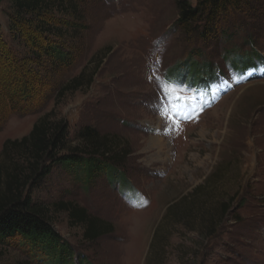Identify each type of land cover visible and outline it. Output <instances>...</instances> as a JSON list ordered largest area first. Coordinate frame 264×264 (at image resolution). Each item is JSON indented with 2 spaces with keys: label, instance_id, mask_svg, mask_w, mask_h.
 Returning a JSON list of instances; mask_svg holds the SVG:
<instances>
[{
  "label": "rangeland",
  "instance_id": "1",
  "mask_svg": "<svg viewBox=\"0 0 264 264\" xmlns=\"http://www.w3.org/2000/svg\"><path fill=\"white\" fill-rule=\"evenodd\" d=\"M78 6L83 26L67 40L74 65L56 70L47 58L26 59L31 43L14 36L13 5L0 0V38L39 80L34 109L13 110L0 97V152L52 110L67 120L72 144L91 125L130 152L126 186L99 177L87 191L58 166L35 191L37 202L73 201L113 230L89 243L68 213L54 212L56 231L76 252L72 264H264V0L233 11L224 36L205 40L177 26L175 0ZM27 32L37 35L33 27ZM237 54L257 58L256 68L235 70ZM194 62L215 71L209 87L190 85ZM83 71L93 83L58 99ZM0 264L39 263L8 241L0 243Z\"/></svg>",
  "mask_w": 264,
  "mask_h": 264
},
{
  "label": "trees",
  "instance_id": "2",
  "mask_svg": "<svg viewBox=\"0 0 264 264\" xmlns=\"http://www.w3.org/2000/svg\"><path fill=\"white\" fill-rule=\"evenodd\" d=\"M10 1L15 15L11 24L13 34L27 37L31 43L30 56L26 59L47 58L56 70L74 65L76 58L73 46L67 44L68 34L82 28V19L74 13H78L80 3L91 0ZM175 1L179 10L177 26L186 33L197 32L205 40L219 33L224 36L221 30L224 19L233 11L249 6L253 0H199L194 7L186 0ZM56 12L66 16L58 18ZM32 27L36 37L27 32ZM42 35H46L48 41H42ZM0 48L6 55V63H0V97L12 104L13 110L34 109L37 74H31L26 69V60L15 55L1 38ZM256 61L254 56L244 58L237 54L232 66L247 73L250 66L256 68ZM193 64L195 67L188 76L190 85L209 87L216 77L213 68L205 69L198 62ZM93 81L94 77L87 78L83 71L59 89L58 99L90 86ZM22 103H26L25 106L22 107ZM77 138L78 144H72L67 120L57 117L52 110L38 119L27 136L7 140L0 152V243L18 241L30 252L31 261L39 264H72L76 260L74 248L55 229L54 212L68 213L70 224L82 227L84 240L89 243L113 233L108 223L73 201L46 205L35 200V191L56 167L69 170L87 191L99 177H106L113 185L129 183L122 167L130 152L122 148L114 135L101 134L97 128L85 125ZM228 205L224 204V215L230 210Z\"/></svg>",
  "mask_w": 264,
  "mask_h": 264
}]
</instances>
